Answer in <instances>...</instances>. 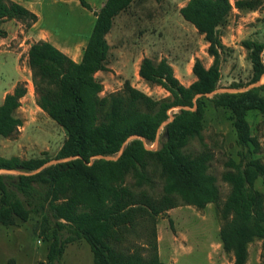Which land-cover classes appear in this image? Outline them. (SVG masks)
Returning a JSON list of instances; mask_svg holds the SVG:
<instances>
[{"label": "trees", "instance_id": "trees-1", "mask_svg": "<svg viewBox=\"0 0 264 264\" xmlns=\"http://www.w3.org/2000/svg\"><path fill=\"white\" fill-rule=\"evenodd\" d=\"M133 0H107L96 13V20L81 61L77 62L49 40L33 42L28 64L37 105L66 132L55 163L49 157L0 158V223L9 226L27 221L33 212L50 215L55 234L47 259L38 264H58L66 244L84 238L93 253V264H166L158 245L157 216L180 205L198 209L208 203L219 208L220 238L232 264H247L248 244L263 240L264 194L255 188L264 177V162L255 156L259 144L251 136L247 115L259 111L264 116V96L255 89L238 92L216 91L222 76L223 54L220 26L231 10L229 0H190L180 9L208 42L213 62L205 66L200 58L193 64L196 79L184 85L167 59L155 62L143 57L139 75L156 83L169 95L154 99L126 81L121 91L100 97L103 84L98 71H107L110 32L115 16ZM81 5L89 7L86 0ZM239 5L253 9L252 0ZM16 19L27 27L39 16L15 0H0V37L7 36L1 24ZM253 81L264 74V42L247 39ZM264 87V84L262 85ZM28 92L19 81L0 104V137H12L23 125L16 115ZM231 111L240 160L230 159L222 178L230 186L222 200L217 178L208 173L212 154L185 153L193 138H203L206 101ZM178 108L170 114V110ZM163 127L165 140L159 149H148ZM118 155L117 158L113 156ZM112 157V158H105ZM162 181V192L151 194ZM129 178L132 181H129ZM148 186L149 188H145ZM170 226L174 227L172 218ZM139 223L149 228L145 246L127 247L126 235ZM72 232L62 238L59 231ZM140 247H146L144 255Z\"/></svg>", "mask_w": 264, "mask_h": 264}, {"label": "rangeland", "instance_id": "rangeland-1", "mask_svg": "<svg viewBox=\"0 0 264 264\" xmlns=\"http://www.w3.org/2000/svg\"><path fill=\"white\" fill-rule=\"evenodd\" d=\"M39 14L35 25L27 27L16 19L7 20L1 26L7 36L0 37V104L6 90L22 78L28 92L17 110L23 125L12 137H0V158L18 156L49 157L55 163L58 151L65 139V130L48 116L36 103V93L31 80L28 64V50L32 41L45 39L51 41L65 52L83 51L85 39L92 32L96 12L105 0H86L89 7L81 5L80 0H15ZM190 0H133L127 9L115 16L113 26L107 34L110 44L107 71L100 72L96 79L103 84L100 97L111 92L121 91L126 81L154 99H161L169 92L156 83L144 80L139 75L143 57L155 62L165 58L174 69L175 75L184 85L191 84L196 76L192 67L197 58L205 66L211 65L213 57L208 53V42L197 28L185 20L180 9ZM240 0H229L231 10L227 21L220 26L222 41L226 47L223 54L222 76L216 92H238L255 89L264 96V74L260 81H253V68L249 51L243 45L247 39L264 42V0H252L253 9L239 5ZM211 96H207L212 97ZM178 108L170 110V114ZM251 136L259 144L255 153L264 162V116L256 110L247 115ZM203 138L191 139L184 148L185 153L198 155L203 150L212 154L208 173L217 178L221 198L224 200L230 186L222 178L229 169L227 162H239V145L233 127L231 111L216 108L206 101ZM165 140L163 127L154 142H145L148 149H159ZM118 155L113 156L117 158ZM112 158V157H108ZM18 174V171H0ZM129 181H132L129 178ZM150 192L159 195L162 181L155 179ZM145 188H149L145 186ZM255 188L264 194V177H259ZM173 219L174 227L170 226ZM219 208L208 203L198 209L192 205H180L157 216V229L162 236V247L169 245L172 230L180 229L185 238L186 248L179 251L170 264H228L229 253L220 247L218 228L221 226ZM55 223L48 215L33 212L27 221L16 220L13 225L0 223V264H38L47 259L50 244L55 234ZM146 223H139L126 235L127 247L145 246L148 240ZM62 238L71 235L68 227L59 231ZM144 255L146 247H140ZM222 248V249H221ZM164 251V250H163ZM166 252L164 251V254ZM248 264H264L262 238L255 237L248 244ZM169 257L167 250L166 260ZM221 257V258H220ZM58 264H93V253L84 238H77L66 244Z\"/></svg>", "mask_w": 264, "mask_h": 264}, {"label": "crops", "instance_id": "crops-1", "mask_svg": "<svg viewBox=\"0 0 264 264\" xmlns=\"http://www.w3.org/2000/svg\"><path fill=\"white\" fill-rule=\"evenodd\" d=\"M107 0H105L106 2ZM105 2L103 3V1L101 2L100 6L97 8V9H93L96 13L100 10V8L105 4ZM22 4V3H21ZM24 5V4H23ZM35 12V11H34ZM37 13V12H36ZM39 16V14H38ZM36 24V23H35ZM34 24V25H35ZM90 34L86 37L85 39V44H84V47L86 46L87 44V40L89 38ZM39 40V39H38ZM36 40V41H38ZM34 41H32L33 43ZM62 50V49H61ZM64 51V50H63ZM83 51H84V48H83ZM83 51L81 52H66L70 57H72L75 61L79 62L81 61L82 59V56H83ZM65 52V51H64ZM140 67V66H139ZM111 66H108V69H110ZM100 72H104V71H98L96 73V76L98 75V73ZM19 81H22V78L21 77H17L16 81H14L13 85L8 89L6 90V92L4 93L3 97H2V102L4 100V97L5 95L8 93V92H11L14 88V86L17 84V82ZM27 96V95H26ZM26 96H24L22 98V101L23 99L26 98ZM218 230V233L220 235V226L219 228L217 229ZM157 233H158V245H159V254H160V258L162 261H164L166 264H170L172 263V261H174V258L176 257V255H178L179 251L183 250L184 248H186V243H185V238H187V236L185 235V233L183 231H180V229H177L175 227V230H172V233H170V239H169V245H165V248L162 247V236L160 234V231H159V228L157 229ZM218 243L220 245V247L223 248V245H222V241H221V238H219L218 240ZM221 248V249H222ZM224 249V248H223ZM166 252L164 254V251ZM167 250L169 252V257L168 259L166 260V254H167ZM225 251V249H224ZM226 253V251H225ZM229 256H230V261L228 262V264H232L233 262V255L231 253H229ZM221 258V257H220ZM249 263V256H248V261H247V264Z\"/></svg>", "mask_w": 264, "mask_h": 264}, {"label": "water", "instance_id": "water-1", "mask_svg": "<svg viewBox=\"0 0 264 264\" xmlns=\"http://www.w3.org/2000/svg\"><path fill=\"white\" fill-rule=\"evenodd\" d=\"M215 93H217L216 91L212 92V93H209L207 94V96H211V95H214ZM105 158H108V157H105ZM51 164V163H50Z\"/></svg>", "mask_w": 264, "mask_h": 264}]
</instances>
